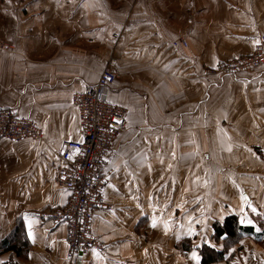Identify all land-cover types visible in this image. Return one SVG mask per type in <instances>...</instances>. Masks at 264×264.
Returning <instances> with one entry per match:
<instances>
[{
  "label": "crops",
  "instance_id": "crops-1",
  "mask_svg": "<svg viewBox=\"0 0 264 264\" xmlns=\"http://www.w3.org/2000/svg\"><path fill=\"white\" fill-rule=\"evenodd\" d=\"M261 35L264 0H0V42L16 47L0 50V108L34 119L45 138L0 146V242L19 222L30 241L27 257L10 251L0 261L201 264L182 246L197 229L209 224L212 240L213 224L230 216L252 220L244 226L264 221V70L211 88L192 82L208 63L207 41H217L208 46L218 54H238ZM179 36L187 49L173 45ZM116 55L120 79L110 100L128 108V125L104 166L111 207L94 217L103 250L71 260L67 225L49 217L70 197L54 180L63 143L80 138L70 99ZM194 92L200 120L189 118ZM215 102L225 118L213 119ZM260 253L261 262L222 264H264Z\"/></svg>",
  "mask_w": 264,
  "mask_h": 264
},
{
  "label": "built area",
  "instance_id": "built-area-1",
  "mask_svg": "<svg viewBox=\"0 0 264 264\" xmlns=\"http://www.w3.org/2000/svg\"><path fill=\"white\" fill-rule=\"evenodd\" d=\"M258 66H264V37L253 56L234 65L241 71ZM99 79L98 87L72 96L70 107L78 114L80 138L63 143L61 164L54 176L56 185L67 189L70 197L64 206L51 210L49 217L67 225L69 256L73 260L92 250H103L93 228L95 215L111 207L105 197L104 166L119 134L128 125L127 111L125 115L123 109L109 103V88L117 81L116 75L106 70ZM44 140L43 130L35 120L0 109V146L6 141L41 144Z\"/></svg>",
  "mask_w": 264,
  "mask_h": 264
},
{
  "label": "rangeland",
  "instance_id": "rangeland-1",
  "mask_svg": "<svg viewBox=\"0 0 264 264\" xmlns=\"http://www.w3.org/2000/svg\"><path fill=\"white\" fill-rule=\"evenodd\" d=\"M262 37H264V35H261L257 39V41L260 42V40H261ZM212 41L213 40L211 39L210 42H212ZM210 42L207 41L205 43V45H207L208 48L207 49H204V51H208V53L206 54V59H207L208 63L202 65L201 70L198 73L199 76L194 75V70L192 72L193 78H194V79H192V82L194 84L196 83V81H199V80H196L197 78H199L200 80L205 79V80H207L209 82V87L211 88L217 82H219V80H218L219 78H222V77H227V78L236 77V76H241V75H244V74H251V73H254V72L258 71V70H264V66H258L257 68L244 69V71H241L240 69H237L236 67H234V65L240 59L249 58V57L253 56V54L255 53V51H256V49L258 47V43H255L254 44V47H252L247 52H242V53H238V54H234V53H230L229 52V53H226L224 55V54H218L216 52V50L218 48L213 49V47L208 46V45L215 44V42H217L216 40H215V42L213 41L214 43H210ZM95 43H96V40L94 38H91L88 41V44H90L91 46L92 45H95ZM183 43H186V44L184 45ZM173 45L175 47H182V48L187 49V42H186L185 36H179L177 38V40H175L173 42ZM243 47H247V46L246 45L240 46V48H243ZM230 49H232V47H229L228 51ZM0 50L1 51L2 50H8V51L14 50L15 51L16 50V47H14L13 45H11V43H9V42H7L5 40H2L0 42ZM215 56L217 58L216 60H214L215 59ZM211 59H213L212 62L209 61ZM119 65L120 64H119L118 55L110 58L107 61V63L105 64V66L102 68V70L98 73V78H97L98 81L95 84L89 85V87L85 88L83 91H85L86 89L91 88V87H95V86L98 87V84L100 82V79L99 78H100V76H102L104 74V72L106 70L112 71L116 75L117 80L120 79L119 78L120 77ZM142 76H144V75H142ZM189 82L190 81H188L187 83H189ZM176 84H180V82H176ZM181 84L184 86L183 83H181ZM112 85H111V87H112ZM146 86L150 90H152V86L153 85L147 84ZM154 86L156 87V89L158 88V85L154 84ZM111 87L109 88L110 89V92H111ZM193 90L196 91V88L193 87ZM83 91H79V92H83ZM110 96H111V94H110ZM198 96L199 95L195 94V92H194V96L191 97V98H193V101L195 100L194 103L191 100L187 101V103L190 104V105H192L191 103L194 104L193 107H194V110L196 111V113H194L192 116L189 115V116H191V117H189L190 120L191 119L200 120V119H203V117H204V112H203L204 106H202V104L200 103L201 101L198 100L199 99V98H197ZM196 100H198V101H196ZM71 101H72V97L70 99V103H71ZM109 103L114 104L111 100H110ZM181 103L182 102H177V103H175V105L176 104L179 105L180 111H182V112L184 111V113H185L186 111L185 110H182L184 108H182L183 106H182ZM114 106L115 107H120L121 109H123L125 111V115H126V111H128L127 110L128 108H126L125 106H122L120 104H118V105L114 104ZM184 107H187V106L184 105ZM0 109H3V110H5V109L12 110L18 116H22L21 113L18 112V110L14 109V108H6L5 107V108H0ZM215 110L217 111L216 113H215ZM232 112H234V110H232ZM212 115H213V119H215V118H217V119L218 118L219 119L225 118L224 117V113H219L218 112V103L217 102H215V104L212 106ZM23 117H25V116H23ZM126 120H127V115H126ZM43 133H44V131H43ZM200 179H201V177H200ZM54 210H56V209H54ZM259 223H260V226H258ZM255 224L257 225L255 227L256 229H261L262 227H264V221H255ZM209 229H210V225L209 224L203 225L201 227V229H197L196 230V238H194V240L192 239V237H189V241L187 242V245L190 247V250L193 249L192 252L195 251V252L198 253L199 248L202 247L203 244H205V245H208V244L215 245V242L214 241L212 242V240H211V235H209V231H208ZM93 230H94V228H93ZM94 235H95V232H94ZM250 235H251V242H248L247 239L241 240V241H243V243H241V241H240L239 244H241L242 246H238L237 249L234 250L235 251V255H234L233 260L230 261V262H235V261L236 262L237 261H239V262L240 261H251V260L252 261H256V262H261L262 261V258L260 257V255H261L260 252H261V249L264 248V235H262L261 237L260 236H256V235H252V234H250ZM96 237L98 238L97 235H96ZM254 237H256V238H254ZM98 240H99V238H98ZM99 242H100V240H99ZM100 244H101V247L103 249L102 243H100ZM216 246L218 248L221 247V245H216ZM68 250H69V246H68ZM96 250H98V249H96ZM99 251H102V250H99ZM69 253H70V250L68 252V257L70 258ZM71 260H73V259H71ZM220 264H222V263H220ZM256 264H259V263H256Z\"/></svg>",
  "mask_w": 264,
  "mask_h": 264
},
{
  "label": "trees",
  "instance_id": "trees-1",
  "mask_svg": "<svg viewBox=\"0 0 264 264\" xmlns=\"http://www.w3.org/2000/svg\"><path fill=\"white\" fill-rule=\"evenodd\" d=\"M212 242L215 245H202L199 248V260L201 264H220L223 262H230L233 260L235 251L238 246H242L241 240L252 235L262 236L263 234L255 233L254 226L241 225L239 216H230L222 222H215L213 224ZM249 238V237H248ZM256 238V237H254ZM258 240V239H257ZM189 239L185 240L184 251L192 252L187 245ZM216 245H221L218 248ZM30 247L29 238H27L26 231L21 222L18 223L13 232L7 237L6 240L0 242V255L3 253H9L10 251L16 252L18 257L24 258L28 256V250Z\"/></svg>",
  "mask_w": 264,
  "mask_h": 264
},
{
  "label": "snow or ice",
  "instance_id": "snow-or-ice-1",
  "mask_svg": "<svg viewBox=\"0 0 264 264\" xmlns=\"http://www.w3.org/2000/svg\"><path fill=\"white\" fill-rule=\"evenodd\" d=\"M9 2H11V0H9ZM256 43H259V41H256ZM230 150H231V149L229 148V151H230ZM252 210H253L254 212L256 211L255 208H253ZM241 223L252 224V220L248 219V218L245 216V217H242V219H241ZM153 226L155 227V221L153 222ZM167 227H168V225L165 224V228H166V229H167ZM257 231H260V229H257ZM29 234L31 235V232H30ZM190 234H191V230H190ZM241 243H243V241H241ZM145 251H146V250H145ZM97 255H99V254L97 253ZM193 256H194V258L199 259L198 257L195 256V253H193ZM0 264H3V261H0Z\"/></svg>",
  "mask_w": 264,
  "mask_h": 264
}]
</instances>
